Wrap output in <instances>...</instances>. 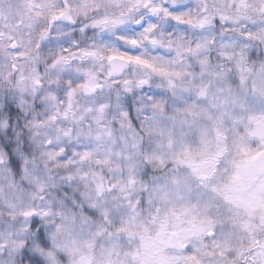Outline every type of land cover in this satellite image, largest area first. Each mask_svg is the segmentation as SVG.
Returning a JSON list of instances; mask_svg holds the SVG:
<instances>
[{
	"label": "clouds",
	"instance_id": "9594fccd",
	"mask_svg": "<svg viewBox=\"0 0 264 264\" xmlns=\"http://www.w3.org/2000/svg\"><path fill=\"white\" fill-rule=\"evenodd\" d=\"M0 264H264V0H0Z\"/></svg>",
	"mask_w": 264,
	"mask_h": 264
}]
</instances>
